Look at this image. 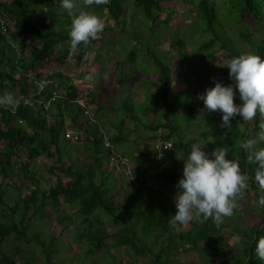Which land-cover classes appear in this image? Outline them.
Returning <instances> with one entry per match:
<instances>
[{"label": "trees", "instance_id": "16d2710c", "mask_svg": "<svg viewBox=\"0 0 264 264\" xmlns=\"http://www.w3.org/2000/svg\"><path fill=\"white\" fill-rule=\"evenodd\" d=\"M195 5L198 12L190 25L191 27H197L196 30H201V33L207 34L209 32L210 37L200 38V47L198 49L203 52L209 47H213L212 51L203 54L204 58L211 59L212 65H214V59L221 57L220 54L226 51L225 49L230 51V53H226V58L228 59L239 55L238 49L233 45V43H236L235 40H232L228 34L232 40V43H230L227 34L221 29H224L226 24L238 28L236 25L246 20L247 16H252L255 22L252 25H248L250 32L239 31L240 41H246L254 54L264 57V0H195ZM54 6H60V10H54ZM132 6L135 8L137 16L143 19L147 18L146 24L142 23L138 17L133 18L131 14H128V8ZM91 7H95V10L98 9L101 14L102 10L106 8L109 15V17L107 16L108 18H112L115 23H122V32L125 31V26L127 25L126 18L132 17L131 25L129 26L134 29L135 35L133 34L129 38L130 41L132 38L133 50L126 52L123 61L115 62L113 75L117 83L121 85L124 83L125 78L129 77L127 76L129 72L126 71L127 68L130 69V66L135 63L144 59H147L150 63V60L155 62L157 57L152 52L153 47L165 50L166 53L171 52L172 48L181 47L186 62L188 61L189 52L192 48L189 45H184L183 38L178 35L180 32L176 28H171V30L177 32L171 35L160 32L159 37H161L158 38L160 39V44L156 45L153 43L158 37L154 32L155 27L159 25L162 27L160 22L166 25L171 17L170 14H166L160 22L157 21L162 16L163 11L159 5V0H108L106 4L91 5ZM221 11L224 12L223 17L219 16ZM36 12L39 14V19L32 21L30 16ZM0 14L8 20L7 22L12 23V27L15 30L12 35L14 40L21 34L30 36L27 46L29 55L32 58H30L31 61L28 63L27 57L21 55L9 42L10 29L8 32L2 33L0 24V96L5 95L2 91L8 84L11 88L8 87L10 91L14 89L15 85H18V93L16 95H26L28 93V83H33L32 79L29 82L27 81V68L34 67L36 63L51 57L60 44L67 45L65 48L67 53L75 51V57L78 61L80 58L83 59L88 52L90 44H81L76 49L71 48L68 36L71 16L69 15L68 17L69 12L67 10H62L61 0H11L9 3L0 1ZM191 27H189L190 30ZM108 28H111V26H106L103 32ZM256 32H260L261 35L253 38ZM194 34L196 33L194 32ZM162 36L168 39L167 47L161 46L163 42L161 40L163 39ZM96 40H100L99 35L91 42ZM16 42H18L17 44H19L20 48H25L24 39L17 38ZM216 44L217 47L215 46ZM217 51L221 52L216 53ZM170 55L173 54L171 53ZM203 63L205 61L201 60L200 74L196 79L192 76L196 72L190 71L193 69L190 60L187 62V65H189L187 68L190 72L183 73V79L173 80L169 75H160L156 82L158 87H156L157 92L155 95L158 96V93H160L164 98L163 102L173 105L171 109L176 110L178 105L169 99L171 92L179 91V86L173 82L181 83L185 81L190 83L193 78L195 82H209L208 79L205 80L199 77L205 72V69H202L204 67ZM209 64H207V67ZM17 71H21L22 74H16ZM64 87L67 96L74 97L78 94L76 83L73 84L70 79L65 81ZM47 93H49V89L45 90L40 98L45 100L48 97ZM87 95V102L90 104L93 102L92 91L88 90ZM143 98H145L144 94ZM121 102L122 104L119 107L117 106V108L121 106L132 107L134 103L131 99L125 98H122ZM235 102H237V99ZM35 105L36 108L34 106L18 105L14 110L8 106L0 114V178L10 179L16 175L14 168L17 164L20 176L28 182L26 190L24 192L17 191L15 199L11 201L6 197L7 191L5 187L0 184V264H19V259H21L23 264H31L29 259H23V252L18 243H14L13 246H9L7 249L3 248L1 242L11 235L17 241L34 242L43 256L41 264L63 263L56 243V234L52 230L48 231L50 220H47V225L44 227L38 226L36 231L32 229V226L37 221L39 222L41 218L46 217L47 213L58 208L62 200L69 204L73 203L71 205L76 208L77 217H80L81 222L85 223L81 227V233L78 234V238L86 240L90 246L89 251L99 249L104 244L105 237L111 236L119 238V245H126L136 253H142L143 256L147 253L151 254L152 257H150V261L147 264H161L163 258L167 262L182 264L178 261H173L169 257L178 247L185 251L197 252L199 260L203 264L208 262H212V264H264V260L257 257L253 251L257 240L260 237H264V209H262L263 213L261 215H257V218L254 219L253 217L252 225L248 228H240L239 225H236L231 230L233 233L242 235L241 248H236L237 245L233 246L221 239V231L224 228H228L225 222L217 226L211 217L203 218L201 216V222L190 233H184L180 243L174 241V235H170L158 249L153 250L150 245L146 246V236L151 234L156 226H161L164 216L175 214L176 210L170 209V206L172 207L171 203L174 201L172 202L166 192L167 189L176 190L175 185L182 175V171L177 168L175 162H168L160 170H156L157 167L152 166L150 167L152 171L148 173L149 166H147L145 161L161 163L165 162L166 158L157 159L155 153L151 150L143 152L138 149L130 157L131 161H139L140 163V166L136 167L138 173L134 175L136 184L132 189L128 190L123 200L119 201V198H116L113 193H109L117 179H114L110 173H107L102 168V162L97 155H94L93 165L87 163L84 168H77L75 164L71 163L66 164L62 157L57 155L62 150L59 146L60 141H69L63 135L65 117L68 118L72 128H77L80 124L79 118L83 110L82 107L79 104L72 105L62 98H57L50 106V109L54 108L57 111V117L54 118L55 120H51L44 118L43 114L47 110L45 111L41 103L36 102ZM180 105L182 107L185 106L188 110H196L186 102ZM101 107V104L97 105V109H102ZM200 111L204 112V119L207 125L220 130L222 135L220 139L222 141L219 142V145L225 146L226 143L233 141L234 138H236L235 140H240V132L237 130L229 132V127L222 126L221 113L219 111L204 110L203 103L200 106ZM154 112H156L155 109ZM133 115L130 114L129 117L132 119L129 120L136 123V126L141 125L144 131H160L159 140H170L174 149L178 151L183 149L188 154L190 149L188 150L185 147L186 145L182 143L183 140L176 141L173 138L176 126L171 124L164 125L160 122L157 124L149 121L142 122L141 118ZM133 117L138 119L134 120ZM18 119H22V123H18ZM123 119L121 118L120 123H122ZM125 121L126 119L123 122ZM251 122L249 127H247L248 131L243 141L247 138L258 139V134L262 130L260 124L264 122V115L258 114ZM110 126L116 127L113 123ZM137 136L153 138L154 140L156 138L155 135L150 137V135L140 131L137 132ZM110 138V141L115 146L121 141V134L115 132ZM177 138H183V136L181 135ZM92 146L95 147V152L99 153V149H101L100 142L95 140ZM254 147H264V142H258ZM53 149L55 151L54 154L52 152ZM105 153L107 158L108 153L106 151ZM50 155H55V159L52 164L46 167V170L55 176V183L54 185L43 187L40 178L32 171L30 165L38 156L50 157ZM248 155L249 153L245 150V152H240L237 157L241 171L249 176L248 184L250 188L256 190L257 184L254 180V173L258 165L250 163ZM96 168L99 173H95ZM109 176L110 178L108 179ZM150 179L154 180L159 187L151 185L149 183ZM234 212L236 215L239 214L237 210H234ZM91 217L95 218L96 224L91 222ZM106 218L110 220L112 225L116 226L117 229L114 233H107ZM64 219L62 216L57 217L60 223ZM137 225L141 232L139 236L135 230ZM163 229L164 227H162ZM210 251L222 254L223 258L218 262L212 261ZM52 254H58V262L52 263ZM113 260L118 259L113 257ZM125 264L132 263L128 262Z\"/></svg>", "mask_w": 264, "mask_h": 264}, {"label": "rangeland", "instance_id": "374dc122", "mask_svg": "<svg viewBox=\"0 0 264 264\" xmlns=\"http://www.w3.org/2000/svg\"><path fill=\"white\" fill-rule=\"evenodd\" d=\"M159 5L162 7L163 11L162 16L158 18L157 21L160 22V20H162V17H164L166 14H170L171 17L169 18V22L166 25L160 22L162 27L160 25V27H155L154 32L158 37L157 40H155L153 43L156 45L160 44V39H158L161 37H159L160 32H163L165 34L168 33L171 35L174 32L177 33L176 31L171 30V28H176V30L180 32L178 33V35L183 38L182 40L184 41V45H189L192 48V50H190L189 52L190 57H188V61H191V65L193 67V69H191L190 71H193V73L196 72V74L191 75L195 79L198 77V75L200 74V61L203 60L205 61V63H203L204 67L202 69H205V72L199 77L205 80L208 79L209 82H195L194 78L190 83L185 81L181 83L173 82L174 84L179 86V91L170 93L171 95L169 96V99L178 105V108L176 110H172L171 107L173 105H170L168 102L164 103V98L160 93H158V96L155 95L157 92L156 87H158V83L156 82L160 75H169V77L173 80L178 78L183 79V73L190 72L187 68V66H189L187 65L188 61L186 62L181 47L172 48L171 52L169 53H166L165 50H162L158 47H153L152 52L157 57V60L155 62H152V60H150V63L147 61V59H144L135 63L133 66H130V69L127 68L126 71H129L127 76L129 77L125 79L124 83H122V85L120 83H117L116 79L113 78V71L115 68H112L111 64L114 61H123L126 52H128L129 50H133V44L131 42L132 38L131 41L129 38L134 34V29L129 26L131 25L132 17H138L144 24L147 23V18L143 19L137 16L135 14V8H133V6L128 8V14H131L132 17L129 16L126 18L127 25L125 26V31L122 32V23H115L112 18H108L109 15L107 14L106 8L102 10L101 14L98 9L95 10V7L91 8V6H87L88 11L94 12L95 14L102 17L106 22V26H111V28H108L105 32L100 33L99 37L101 40L97 41L93 45L91 44V46H89L88 48V61L90 63V70L94 74L93 78L96 79L91 80L90 82L89 80L83 79L86 83L82 82V84L86 85L89 88L91 86V83L94 85L93 81L95 80L97 82L100 81V84H98L92 91L93 102L95 105H93V102L88 104L90 107V115L92 116H90L89 118L90 121L88 119L86 120V125L87 127H92L95 129L94 126L96 118L100 121V125L109 133H114V130H117V133L125 134L127 129H129L127 133L128 141L125 144L134 152H137L138 149L142 150L143 152H149L155 146L156 141L153 138H142V136H137V131L133 129L135 128L136 123H134L132 120H129L132 119L131 117H129L130 114L133 115L134 113H136L133 116H138V118H141L140 120L142 122L149 121L153 124H157L159 122L161 124H165L169 120L172 125L176 126V132L173 135V138L176 139V141L183 140L182 143L186 145L185 147H187L188 150L191 143L195 142L194 140L200 141L201 143L207 142L206 145H204V150L207 149L206 152L212 151L217 146L224 147L223 145H219V142L222 141L220 139V137L222 138L220 130H216L214 129V127H210L209 125H207V122L204 119V112L200 111V106L203 101L198 98V94L203 93L205 88L213 86V78H215V80L223 82L224 84H228L231 82L228 76V69L224 66L230 59V57L229 59L226 58V53H230V51L228 49H225L226 51L223 52L220 51L222 53L220 54L221 57L214 59V65H212L211 59L204 58L203 54L212 51L213 47H209V49L203 52L198 49L200 47V38H208L210 37V35L209 32H207V34L201 33V30H196L197 27H191L190 25L191 23H193L195 15L198 12L195 5V0H159ZM83 8H85L83 0H77L76 10L79 11ZM53 9L59 11L60 6H54ZM69 15L71 16L70 13L68 14V17ZM219 16L223 17L224 12L221 11L219 13ZM31 18L32 20L39 19V14L36 12L32 14ZM254 22L255 21L252 16H247L246 20L236 25L238 28L226 24L224 29H221L227 34V36L229 34L232 40H235L236 43H233V45L236 49H238L239 54L248 52L253 53L246 41H240L241 37L239 36V31H242L244 33L250 32L248 25H252ZM189 27H191V30ZM9 29V42L14 46V48L18 50L19 53H21V55L26 56L28 59L31 58L29 55V50L27 49L28 47L25 46L24 49L20 48L19 44H17L18 42H16V39H21V36H18L14 40L12 35L15 30L12 27V23H9ZM194 32L198 35L194 34ZM260 35V32H256L254 33L253 38H256ZM27 37L29 38L30 36L28 35ZM231 39L230 43H232ZM161 40L163 41L161 46L167 47L168 39L163 38ZM215 46L217 47V44ZM94 48L95 50H93ZM218 52L219 51H217L216 53ZM171 53L173 55H170ZM55 55L56 57H54ZM57 57H59V59ZM74 58L75 57L72 54L66 53V55H64L63 51H56L51 55V57L42 60V62L40 63H36L34 68L31 69V71L28 70L27 72L36 71L35 74L32 73L35 77L38 76L39 70H42L43 73H49L53 77L57 75V72L67 71L69 73V65L76 66V60ZM31 59H29L28 61H31ZM208 63L210 64L207 67ZM77 69L78 68L76 67L74 68V70L76 71ZM101 70V73H103L104 76L102 74H99V76H95ZM18 73L22 74L21 71H17L16 74ZM30 80L31 79L28 78V81ZM8 87L9 84L6 85L5 88H3V94H17L18 85H15L12 91H10L11 88L9 87V89ZM143 94L145 95V98H143ZM122 98L131 99L132 101H134L133 106L127 108L121 106L120 108H117V106L119 107L122 104ZM236 99V103H240L239 98L237 97ZM184 102L188 103L196 110H188L185 108V106L182 107L180 104ZM96 103L99 105L101 104L102 109H97ZM106 107L109 108L106 109ZM154 109L156 110V112H154ZM121 118L126 119V121L123 122V119L122 123H120ZM138 118L133 117L134 120H137ZM93 119L95 120V122L93 121ZM112 123L116 127L110 126V124ZM251 123V121L243 120L239 116L234 117L231 120V125L228 131L231 132L233 130H237L238 132H240L241 137L240 140H235L236 138H234L233 141L225 144V146L229 149L228 158L238 161L237 156H239V153H242V151L245 152L244 148L242 147V144L244 143L243 139L246 138L245 135L248 131L247 127H249V124ZM107 124L110 127L107 126ZM102 127H100V129H102ZM138 131H140L141 133L145 132L149 135L150 133H152L156 137L160 135V131H144L142 126L138 127ZM181 135L183 136V138H177ZM91 142L94 143V141ZM66 144L67 141L61 140L59 146L60 148L65 150L68 147V145L66 146ZM128 147H119L121 148L120 151L126 153L127 157L131 154ZM52 152L53 154L55 153L54 149L52 150ZM182 153L185 154V151L183 150ZM61 154L62 150L57 155L61 156ZM40 157V162L36 163L34 161L33 163H31L30 168L40 178L43 187L54 185L55 176L48 170H46V166L53 163L55 155H50V157ZM64 160L63 161L65 163L69 161V159L66 157L64 158ZM91 160V156H83L82 161H77L76 167L84 168L86 166V163L90 164ZM15 169L16 175H14L12 178H0V184L1 186L5 187L7 191L6 197L10 201L15 199L17 191L24 192L28 183L26 179L20 176L17 164L15 166ZM110 175L117 180L111 187L109 193H113L116 198H119V201H122L124 195H126L128 190L132 189L133 186L128 183L127 179H120L116 171H112V173L110 172ZM109 178L110 176L108 177V179ZM17 185H19V187H17ZM256 193H258V195H256ZM167 194L173 202L174 194L170 192H168ZM260 195L262 194L258 187L255 190L250 188L249 186L247 188V191L244 192L242 196L237 197V207L234 210H237L239 214L236 215V213L233 211V214L229 217H225L223 221L228 227L224 228L221 231V239H223L224 242H227L233 246L237 245L236 248H241L243 239L242 235L233 233L231 232V230H233L236 225H239L240 228H248L250 225H252L253 217L255 219L257 218L258 214L261 215L263 213L262 209H264V207H260L257 204V200ZM71 204L62 200L61 205L58 208H55L52 212L47 213L46 217L41 218L39 222L37 221L32 226V229L36 231L38 230V226L44 227L45 225H47V220H50L48 231L52 230V232L56 234V243L59 247V254H61L63 260L62 264H125L128 262H131L132 264L149 263L150 257H152L151 254L147 253L145 256H143L142 253H136L126 245H119V238L117 237L107 236L104 239V244L99 249H93V251H89L90 246L86 242V240L84 238H78V234L81 233V227L85 223L81 222L80 217H77L76 208ZM171 205L172 207L170 206V209L176 210L175 202L171 203ZM58 216H62L65 218L62 223L58 222ZM102 216L104 215L102 214ZM170 216L171 214L164 216V219L161 222V226L164 227L163 230L161 226H156L152 230V233L146 236V246L150 245L153 250L158 249L160 245H163L162 242L166 241L167 237L170 235H174V241L180 243L182 237H184L183 234L190 233L193 228L201 222L202 217H194L191 222L185 225H173L170 222ZM90 219L93 224H96L95 218L91 217ZM106 220L107 233H114V231L117 229L116 226L112 225L108 218H106ZM135 230L136 234L139 236L141 232L138 225L135 226ZM1 243L3 248L5 249H7L9 246H13L14 243H18L23 252V259H29L31 261V264H41L43 256L38 251V248L34 242L25 243L17 241L13 239L11 235L5 238ZM210 255L212 261L218 262L221 258H223L222 254L215 251H210ZM113 257H116L118 260H113ZM169 257L173 261H178L182 264H203L201 260H199L197 252L185 251L181 247H178L177 250H174L169 255ZM163 259L161 260V264H174L173 262H167ZM51 261L52 263L58 262V254H52ZM19 264H23L21 259H19ZM205 264H212V262H208Z\"/></svg>", "mask_w": 264, "mask_h": 264}, {"label": "clouds", "instance_id": "9594fccd", "mask_svg": "<svg viewBox=\"0 0 264 264\" xmlns=\"http://www.w3.org/2000/svg\"><path fill=\"white\" fill-rule=\"evenodd\" d=\"M107 2L108 0H83L85 8L77 11V0H61L62 10L71 14L68 36L72 49L81 44H90L103 32L105 20L88 11L87 6ZM224 66L228 69L231 82L224 84L213 78V86L198 94V98L203 101L204 110L219 111L224 127H230L231 120L237 116L251 121L258 114L264 115V57L251 52L242 53L233 56ZM92 78L91 74L86 76V79ZM237 97L240 103L235 102ZM18 103L11 93L0 96V106ZM260 128L262 131L258 134V139H247L242 147L249 153V162L258 165L254 180L262 195L258 197L257 204L264 207V147H254L258 142H264V123L260 124ZM194 141L187 157L182 159V175L175 185L176 193L173 197L176 211L170 216V222L173 225H185L194 217L202 216L211 217L219 226L225 217L233 214L237 207V197L242 196L248 187L249 176L241 171L239 161L228 158V147L217 146L211 152H206L204 145L207 142ZM253 251L264 260V237L257 240Z\"/></svg>", "mask_w": 264, "mask_h": 264}, {"label": "built area", "instance_id": "2783aa9c", "mask_svg": "<svg viewBox=\"0 0 264 264\" xmlns=\"http://www.w3.org/2000/svg\"><path fill=\"white\" fill-rule=\"evenodd\" d=\"M4 2H8L9 0H1ZM1 14H0V24H1V31L2 33H6L9 30V23ZM27 76H31V73H27ZM33 86H34V92L28 94V95H13L16 100L19 101L18 104L9 106L12 110H14L18 105H23V106H34L36 108L35 103H41L42 107L46 110L49 109L51 104L57 99V98H62L64 101L74 105V104H79L82 107V112L80 115L81 120H79L81 123L77 128L73 129H66L63 132V135L65 138H67L69 141L73 143H79L84 139H89L90 141H95L98 140L100 142L101 147L108 153L107 156V162L113 171H116L118 175H122L123 179H127L128 183L134 187L136 184V181L134 180V165L132 161L125 155H122L112 144L109 138H107L103 134V130L99 128V126L95 123V131L89 132V128L86 125V120L88 119L90 121V107L89 103L87 102V91L88 87L84 84H79L76 83V88L78 90V94L75 95L74 97H69L67 96V92L65 89H60L58 87H55L54 81L46 76H33ZM30 79V77H29ZM78 84L80 86H78ZM49 89V93H47L48 97L44 100L41 97V94ZM8 106H0V114L2 110L7 109ZM79 118V119H80ZM95 122V120L93 119ZM18 123H22V119H18ZM96 125L98 126L96 130ZM155 146L152 148V152L155 153V157L157 159H161L162 157L164 158L166 156V153L169 151H173L174 147L171 143L170 140H159L158 137L155 138ZM249 187V184H248ZM247 187V188H248ZM247 188L244 190V192L247 191Z\"/></svg>", "mask_w": 264, "mask_h": 264}, {"label": "crops", "instance_id": "0c3cea01", "mask_svg": "<svg viewBox=\"0 0 264 264\" xmlns=\"http://www.w3.org/2000/svg\"><path fill=\"white\" fill-rule=\"evenodd\" d=\"M11 1V0H10ZM92 8V7H91ZM32 14H34V13H32ZM32 14H31V16H30V19L32 20ZM37 20V19H36ZM36 20H32V21H36ZM9 23V22H8ZM21 37V39H24V41H25V45L27 46L28 45V41H29V39H30V37L28 38L27 36L28 35H25V34H21L20 35ZM101 40V39H100ZM97 41H99V40H96L95 42H91L90 43V45L89 46H91V44L93 45L94 43H96ZM68 43V42H67ZM28 47V46H27ZM59 48H57V50L56 51H59V52H62L63 51V53H64V55H66V51H65V48L67 47V45L66 44H64V45H62V44H60L59 46H58ZM89 48V47H88ZM28 49V48H27ZM93 50H95V48L93 49ZM55 51V52H56ZM74 52V53H73ZM71 51V52H68V54H72L74 57H75V51ZM54 57H56V55L54 56ZM58 59H59V57H57ZM30 59V58H29ZM28 58H27V61L29 60ZM75 60H76V66H71V65H69V73L67 72V71H64V72H57L56 74L57 75H55L54 77L52 76V75H50L49 73H43V71L42 70H39V74H38V76H42V75H46V76H48V77H50L53 81H54V84H55V87H58V88H60V89H65V81L66 80H69L70 79V82H72L73 84L74 83H79V84H82V82L83 83H86L85 82V80H89V79H86V76H88L89 74H91L92 75V77H94L93 75V72L90 70V63H89V57H88V52L86 53V55H85V57L82 59V58H80V60L78 61L77 59H76V57L74 58ZM40 62H42V61H40ZM39 62V63H40ZM116 61H114L112 64H111V67L112 68H115V63ZM28 63H29V61H28ZM77 64H78V66H77ZM35 66V65H34ZM78 68L77 69V71L76 70H74V68ZM34 67L32 66V67H30V68H27L29 71H31V69H33ZM111 68V69H112ZM115 70V69H114ZM35 72L36 71H33V72H27V73H31V75H32V77L31 76H29L30 77V79H32V80H34V78H33V74L32 73H34L35 74ZM73 72H75V73H73ZM102 72V70L100 71V72H98V74L97 75H95V76H99V74H102L103 76H104V74L103 73H101ZM27 76V75H26ZM37 76V77H38ZM28 77V76H27ZM28 77V78H29ZM66 77H68V78H66ZM113 78H114V76H113ZM83 79H85V80H83ZM94 79H96V78H92L91 80H94ZM126 79V78H125ZM178 79H180V78H178ZM91 80H89V82L91 81ZM111 80V79H110ZM27 81H28V79H27ZM135 81V80H134ZM176 81V80H175ZM29 82V81H28ZM67 82H69V81H67ZM94 82V85L91 83V86H90V88L88 87V90L89 91H93L94 89H95V87L98 85V84H100V81L99 82H97L96 80L95 81H93ZM78 84V86H80ZM66 90V89H65ZM27 91H28V93L26 94V95H28V94H30V93H32V92H34V86H33V83L31 84V83H28V85H27ZM9 92V91H8ZM18 93V92H17ZM7 94V93H6ZM119 104V103H118ZM93 105H95L94 103H93ZM98 105V104H97ZM109 107H106V109H108ZM126 113H128V112H126ZM44 115V118H46V119H53V120H55L54 118L55 117H57V111H55V109L54 108H51L50 109V107H49V109L43 114ZM94 117V116H93ZM66 118V120H65V127H64V129H63V132L66 130V129H73L71 126H70V123H69V120H68V118L67 117H65ZM80 120H81V118H80ZM95 120H96V124L99 126V128L100 127H102L101 125H100V121L98 120V119H96L95 118ZM81 123V122H80ZM165 124H168V125H170L171 123L169 122V120L165 123ZM164 124V125H165ZM96 125V127L98 128V126ZM172 125V124H171ZM107 126H109L108 124H107ZM139 126H141V125H139ZM139 126H135V128H133V129H135L137 132H138V127ZM110 127V126H109ZM165 127V126H164ZM92 131H95V129L94 128H92V127H90L89 128V132H91V130ZM144 129V128H143ZM102 130L104 131L103 132V134L107 137V138H109V139H111L110 137H112V135L113 134H115V132H117V130H114L115 132L114 133H109L108 131H106V129L105 128H103L102 127ZM128 131H129V129H127V131L125 132V134H122V133H120L121 134V141L119 142V143H117V145H115V148L120 152V153H122V154H124L125 156H127L126 155V153H124V152H122V151H120L121 150V148H119V147H128L125 143L128 141L127 140V133H128ZM154 131H156V130H154ZM149 135V134H148ZM153 134L152 133H150V137L152 136ZM158 137V136H157ZM152 139V138H151ZM68 142H70V143H68ZM67 142V144H66V146L68 145V147L65 149V150H63L62 148V154H61V156H59V157H62V159L64 160V158L66 157V158H68L69 159V161L67 162V163H71V164H75V165H77V161H82V157L83 156H91L92 157V160L90 161V164H92L93 165V159H94V155H97L98 157H99V160L102 162V168L103 169H105L106 170V172L107 173H112V169H110V167H109V165H108V162H105L106 160H107V158H106V153H105V151L101 148V149H99V153H96L95 152V147H93L92 145H93V142H91L89 139H84V140H82L81 142H79V143H73V142H71V141H68ZM71 144H72V146H71ZM256 146V145H255ZM129 148V147H128ZM131 148H129V152H131V154H130V156H128V158L130 159V157L133 155V150L131 149ZM182 151H183V149H181L180 151H178L177 149H174L173 151H169V152H167V156L166 157H164V159L166 158V161L165 162H161V163H154L153 161H145L146 163H147V166H149L148 167V170H147V172L149 173V172H151L152 171V168H150V167H154V166H156L157 167V169L156 170H160V169H162L163 167H165V165H167L168 164V162H171V161H174L175 162V164H176V166H177V168L180 170V171H182V168H183V160L182 159H185L186 157H187V154L185 153V154H183L182 153ZM206 151V150H205ZM60 152H61V150H60ZM135 153V152H134ZM46 157H48V156H46ZM40 156H38L36 159H35V162L36 163H39L40 162ZM65 161V160H64ZM136 162V163H135ZM132 161V163H133V165H134V170H133V173H135L134 175H136V173H138V171H137V166L139 165L140 166V163H139V161L137 162V161ZM66 163V164H67ZM87 164V163H86ZM89 164V163H88ZM104 165V166H103ZM47 166H49V165H47ZM46 166V167H47ZM95 166V165H94ZM15 171H16V169H15ZM139 172H140V170H139ZM95 173H99V170L96 168V171H95ZM119 176V178L120 179H122L123 180V176L122 175H118ZM149 183L151 184V185H153V186H155V187H159L158 186V184L154 181V180H152V179H150V181H149ZM161 187V186H160ZM172 189H167L166 190V192L168 193V192H170V193H173L174 195H175V193H176V190H173V191H171Z\"/></svg>", "mask_w": 264, "mask_h": 264}]
</instances>
